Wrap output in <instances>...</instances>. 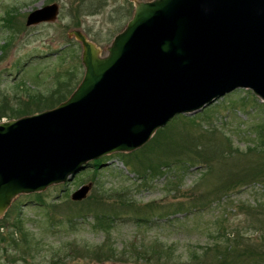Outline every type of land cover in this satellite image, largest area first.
Segmentation results:
<instances>
[{"label": "rangeland", "instance_id": "1", "mask_svg": "<svg viewBox=\"0 0 264 264\" xmlns=\"http://www.w3.org/2000/svg\"><path fill=\"white\" fill-rule=\"evenodd\" d=\"M135 1L142 0H0V108L7 113L0 121L14 118L11 109L30 94L50 93L60 78V90L76 87L84 74L82 46L70 32H82L103 56L131 18ZM52 2L58 5L54 21L25 25L29 11ZM179 115L140 148L91 161L71 180L47 187L39 200L19 194L0 217V264H134L120 260L122 246L136 236L158 235L187 254L212 235L221 241L239 234L242 242L264 235V178L254 175L264 165V103L249 89H235ZM208 140L217 145L216 155L211 151L204 158L198 148ZM183 145L192 149L178 161L191 155L196 161L164 164L172 158L166 151ZM84 185L85 197L73 200ZM181 202L204 207L157 219ZM149 204L152 209H145ZM99 214L121 218L106 229ZM144 215L146 223L133 222ZM98 247L116 252L118 260L97 261Z\"/></svg>", "mask_w": 264, "mask_h": 264}, {"label": "water", "instance_id": "2", "mask_svg": "<svg viewBox=\"0 0 264 264\" xmlns=\"http://www.w3.org/2000/svg\"><path fill=\"white\" fill-rule=\"evenodd\" d=\"M100 55L79 30L84 74L52 108L0 121V217L19 194L65 183L90 161L144 145L174 116L235 89L264 103V0H142ZM55 2L25 25L54 21ZM84 185L71 195L80 200ZM112 264V263H98Z\"/></svg>", "mask_w": 264, "mask_h": 264}, {"label": "trees", "instance_id": "3", "mask_svg": "<svg viewBox=\"0 0 264 264\" xmlns=\"http://www.w3.org/2000/svg\"><path fill=\"white\" fill-rule=\"evenodd\" d=\"M5 44H3V47L5 46ZM61 81L65 80L60 78L57 87L52 88L50 93L48 94L38 92L33 95V93L27 96L25 100H20L19 103L21 102L22 104L18 107V109L12 108L10 111L11 116L9 117H20L47 108H51L57 105L62 100H65L73 91L75 86H73L72 88L69 87L65 91L60 90V88L62 87L60 85V83H62ZM22 84L26 86L24 83ZM0 109V118L6 117L7 113L3 111L2 107ZM179 116L184 115L181 114ZM161 130L162 128L158 129L156 132L158 133ZM211 136L213 137V135ZM208 142L209 140L201 141V144L204 146H200L198 148L201 151V156L204 155V158H207L209 152L211 151V156L216 155L215 148L217 147V145H209ZM177 148L180 149L174 150V148L171 149V151H166V153L168 152L170 154V157L172 158L167 159L168 161H165L164 164H177L178 162L182 164L186 163L185 160L190 161L191 163H194L196 161V157H194L193 155H191V157H188V159L190 158V160L183 159V161H178L180 160L179 156L187 153L192 148L184 145ZM198 149H196L195 151H197ZM120 154L124 156L123 153ZM254 175L257 176V178H264V165H262V167H260L257 173H255ZM41 194L42 192L33 193L32 195L39 200ZM258 205L262 206V204ZM201 206L191 204L189 206H186L183 204V202H181L179 203V206L174 207L175 210L172 213L159 214L157 219L162 220L165 218L166 220H172L169 219L168 216L177 215L179 213L187 215L189 214V212H191L190 210L195 211L204 207ZM144 208L152 209V205H146V207ZM140 210L141 209L136 206V208L134 209L135 214H140ZM144 216L145 217L136 216L133 222L137 225L146 223V221L148 220L147 217L149 216ZM95 217H98V222L101 223V227L106 229L111 228L115 224L116 219L121 218L113 214H99L95 215ZM4 221L5 219H0V228L5 226V224L3 223ZM1 238L2 240H5L6 237L2 234ZM15 238L16 237H14V235L10 236V239L14 244H16L17 242V238ZM241 242V236L239 234H235L232 237H227L226 235H224L221 241L218 240V236L214 237L212 235L210 242L205 243L204 246L191 250L187 254H183L181 253V251H178V248L166 243L165 241H163V239H160L158 235L154 237L136 236L122 246V255L124 256V258L120 261H130L134 264H239V259L242 256L245 260V263L243 264H264V235H261L255 240H249L242 243ZM241 244L243 245L241 246ZM93 253L96 254V260L99 262L103 260H118L116 252L107 253L100 247H98L97 250H95Z\"/></svg>", "mask_w": 264, "mask_h": 264}]
</instances>
